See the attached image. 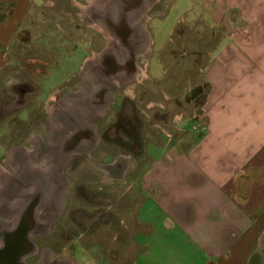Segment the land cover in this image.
I'll return each mask as SVG.
<instances>
[{
	"label": "rangeland",
	"instance_id": "374dc122",
	"mask_svg": "<svg viewBox=\"0 0 264 264\" xmlns=\"http://www.w3.org/2000/svg\"><path fill=\"white\" fill-rule=\"evenodd\" d=\"M51 1L58 6L51 10L42 6L31 14L29 37L24 44L14 41L9 63L0 73V151L29 141L36 148L38 137L53 145L68 127L63 126L60 132L61 128L49 123L51 108L69 105L73 93L89 87L88 79L97 90L86 101L89 122L81 123L84 132L78 133L81 140L77 152L65 148L59 157L51 153L54 147L41 148L47 153V164H57L62 201L59 207L47 209L48 218L56 220L58 226L42 240L45 248L33 263L78 264L95 259L99 264H132L136 249L129 232H120L118 217L126 215L128 226L133 221L139 201L135 179L144 167L147 142L181 134L179 129L187 126L183 122L175 125V119L198 118L207 92L200 80V68L205 61V45L215 32L207 30L203 20L193 18L188 0H161L142 14L138 30L145 36L138 52V75L142 71L144 77L138 85L135 77L119 83L113 80L108 85L107 77L98 69L100 61L98 68H93L94 75L86 62L93 51L103 50L94 22L87 16L76 20L74 13L82 12L68 8L66 0ZM16 119L18 122L12 121ZM134 139L138 148L132 152L130 142ZM16 140L20 142L12 144ZM36 152V158L40 157L38 148ZM31 159L37 160L34 156ZM96 188L109 194L111 232L98 238H78L79 233L72 237L73 211L93 198L81 190L98 193ZM48 225L51 231L53 225Z\"/></svg>",
	"mask_w": 264,
	"mask_h": 264
},
{
	"label": "crops",
	"instance_id": "0c3cea01",
	"mask_svg": "<svg viewBox=\"0 0 264 264\" xmlns=\"http://www.w3.org/2000/svg\"><path fill=\"white\" fill-rule=\"evenodd\" d=\"M65 2L87 14L97 0ZM188 2L215 32L200 68L207 92L196 120L173 121L188 130L147 142L134 218L119 216V230L132 264H264V0ZM42 6L58 3L0 0V73ZM90 260L78 264L100 263Z\"/></svg>",
	"mask_w": 264,
	"mask_h": 264
},
{
	"label": "flooded vegetation",
	"instance_id": "af4514ba",
	"mask_svg": "<svg viewBox=\"0 0 264 264\" xmlns=\"http://www.w3.org/2000/svg\"><path fill=\"white\" fill-rule=\"evenodd\" d=\"M160 1L97 0L87 14L74 13L76 20L79 18L82 21L80 16H87L88 20L94 22L96 29H93L103 40V50L98 53L93 51L86 62L93 69L97 61H100L99 68L97 65L96 67L101 69L102 75L105 74L108 85L113 80L119 83L134 77L135 85H138L144 77L142 71L138 75V52L143 47L145 36L143 33L138 34V30L143 19L142 14L150 12ZM94 69L91 71L93 75ZM86 84L89 87L84 91L72 94L74 96L69 105L60 107L59 104L51 108L49 123L54 128H61L60 132L63 131V126L68 128L63 131L65 136H58L53 145L51 141L38 137L40 140L37 139L39 145L36 148L41 153L40 157L36 158V148L29 144L30 141L27 145H14L8 150L0 151V264H35L34 259L45 248V240H42L47 239L57 229V221L48 218L47 209L61 205V179L59 180L57 164H47L45 150L47 146L54 147L55 151L51 153L58 154L59 157L65 148H69V152H77L81 140L79 134L84 132V125L81 123L89 122L86 101L92 95L95 96L97 90L92 79L86 80ZM78 100L83 103L78 105ZM54 115L57 117L53 118ZM12 121L18 122L17 119ZM30 121L28 119L27 122ZM19 142L20 140H16L12 144ZM130 148L132 152L138 148L135 139L130 142ZM31 156L37 160L33 161ZM96 189L98 192L101 188ZM91 190L94 189L81 190L83 194L93 198L87 200L86 206H77L73 211L75 217L72 216V237L78 233V238H81L84 235L90 237L96 233L103 235L109 232V194L104 189L98 193ZM50 223L53 228L48 231Z\"/></svg>",
	"mask_w": 264,
	"mask_h": 264
}]
</instances>
